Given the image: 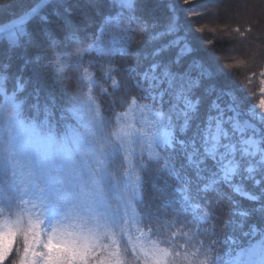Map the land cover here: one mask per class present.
I'll return each instance as SVG.
<instances>
[{"label": "snow or ice", "instance_id": "1", "mask_svg": "<svg viewBox=\"0 0 264 264\" xmlns=\"http://www.w3.org/2000/svg\"><path fill=\"white\" fill-rule=\"evenodd\" d=\"M19 2L0 25V185L11 193L0 200V264H124L116 235L130 208L150 223L169 209L183 214L193 200L221 231L259 235L227 264H264V99L259 109L248 104L198 55L179 21L197 6L170 0L161 19L159 0H120L118 14L110 0ZM138 30L148 38L132 49ZM89 40L85 50L109 65L133 61L122 71L137 92L129 111L150 115L141 127L125 122L105 134L109 122L91 96L57 92ZM241 202L243 210L225 212ZM140 251L144 264H174L155 242Z\"/></svg>", "mask_w": 264, "mask_h": 264}, {"label": "trees", "instance_id": "2", "mask_svg": "<svg viewBox=\"0 0 264 264\" xmlns=\"http://www.w3.org/2000/svg\"><path fill=\"white\" fill-rule=\"evenodd\" d=\"M27 2L30 3L31 0ZM110 2L116 4L118 14L120 0H110ZM169 2L170 0H159L156 13L159 18L163 19L167 15L166 5ZM212 2L213 0H193L192 4L183 5L182 0H179L183 8L197 6L195 13H182L179 21L188 31L198 55L220 69V80L236 89L239 95L249 98L248 104L257 106L259 101L264 99V0H255L253 10L245 11L243 16L237 14V17L231 16L233 15L230 10L231 5L225 9L226 12L221 9L205 12L199 7L203 3ZM222 2L226 3L225 0ZM20 7L19 0H0V25L15 18ZM92 32L99 35L98 29L94 28ZM109 32L110 35L106 37L108 40L112 35H118L115 27L109 29ZM132 36L131 48L136 49L144 45L148 33L138 30ZM3 43L5 41L0 40V44ZM91 43L92 40H89L79 49L83 53L82 57L77 58L75 52L73 53L70 61L71 69L61 73L62 78L56 82L55 88L58 93L62 92L73 99L82 95L91 96L98 105L97 111L101 119L109 122L104 128L107 134L114 132L126 122L123 121L122 116L129 117L133 113L129 108L132 107L131 101L137 96V92L131 89L122 71L124 66L133 61L130 57L122 59L117 56L115 62L109 65L98 53L85 50ZM7 87L11 89V83ZM8 94L11 95V91ZM137 102L149 103L139 99ZM3 105L4 99L0 96V108ZM138 112L144 115V112ZM117 117H121L119 122ZM9 178H11L10 173ZM176 186L179 187V182ZM10 194L0 185V200ZM153 195L152 192L148 193L149 197ZM244 206V202H241L237 209H225V212L240 211ZM158 215L161 219L154 218L150 223H146L144 214L140 213L139 208L135 213L131 208L128 210L123 226L124 235L121 236L119 232L116 235L121 244V258L124 264H144L143 254L140 251V245L143 243L139 241V235L142 232H150L151 238H156V234L168 225L172 227L175 224L180 234L174 243L173 233L167 235L169 242L179 247L178 255L169 258L174 264H227L238 251L249 247L250 243H255L260 238L258 234L255 237L244 236L243 232L247 231L246 228L235 230L225 228L221 231L216 221L212 219V213L195 200L183 214L177 215L169 209ZM223 218L229 219V216L226 214ZM233 219L239 223L242 218L233 217ZM133 247L136 249L135 252Z\"/></svg>", "mask_w": 264, "mask_h": 264}, {"label": "rangeland", "instance_id": "3", "mask_svg": "<svg viewBox=\"0 0 264 264\" xmlns=\"http://www.w3.org/2000/svg\"><path fill=\"white\" fill-rule=\"evenodd\" d=\"M193 1V0H192ZM255 1V0H254ZM253 0H231L229 2L228 0V5H231V12L233 13V17H237L238 15H244V12H249L251 10H253V8L255 7ZM225 2L227 3V0H225ZM248 10V11H247ZM221 11L226 12L225 9H221ZM229 13V12H228ZM238 14V15H237ZM230 16V15H229ZM194 17V16H193ZM209 20V19H208ZM211 21V20H209ZM257 109H259V104L256 106ZM126 116H122V119H124L123 121L126 122H130L136 125V127H141V123L145 120H149L150 116L148 113L144 112L143 114H140L138 111L132 113L131 116L126 117ZM10 177H11V173H10ZM25 199H27V197H25ZM172 232V242L174 243L177 238L179 237V229L178 227L174 224L172 227L166 226L163 230H161L159 233L156 234V238H151L150 236V232H142L139 235V241H142L143 245L148 248L151 247L152 243L155 242L159 247L161 248H167L169 250V252L172 253V257L173 258L175 255H178V249L179 247L176 245H173L169 242V239L167 237V235ZM141 243V244H142ZM187 247V245H186ZM184 246V248H186ZM186 251V249H185Z\"/></svg>", "mask_w": 264, "mask_h": 264}]
</instances>
